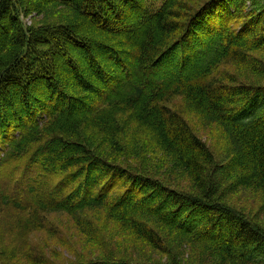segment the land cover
Segmentation results:
<instances>
[{
  "label": "trees",
  "instance_id": "trees-1",
  "mask_svg": "<svg viewBox=\"0 0 264 264\" xmlns=\"http://www.w3.org/2000/svg\"><path fill=\"white\" fill-rule=\"evenodd\" d=\"M52 6L71 16L28 22ZM258 52L264 0H0V204L31 217L22 230L67 211L88 237L87 211L102 210L166 256L111 250L73 264H183L169 235L218 264H264V224L231 206L241 189L264 193V84L232 71L264 76ZM175 96L218 126L227 162L167 104ZM129 128L149 134L190 185L150 174L124 140ZM16 252L0 243V264ZM23 258L49 264L43 253Z\"/></svg>",
  "mask_w": 264,
  "mask_h": 264
},
{
  "label": "rangeland",
  "instance_id": "rangeland-1",
  "mask_svg": "<svg viewBox=\"0 0 264 264\" xmlns=\"http://www.w3.org/2000/svg\"><path fill=\"white\" fill-rule=\"evenodd\" d=\"M71 12L70 8L52 6L44 14H33L27 20L28 22L34 21V19L39 22L46 19L52 21L53 19L70 17ZM257 56L264 63V53L258 52ZM166 71L172 70L167 68ZM232 71L237 73L240 79L246 83L264 84V76L253 73L246 66L232 65ZM167 104L184 115L196 134L212 149L220 163L227 162L226 140L217 125L205 126L197 114L186 108L180 96H175ZM140 130L138 133V131L134 132L132 128H129L124 140L131 141L135 151L144 152L146 158L143 164L150 168V174L154 175L155 178L164 180L166 178V182L174 188L189 186L191 180L186 171L174 162L170 155L156 149L154 140L150 135L146 134L143 129ZM133 161L136 160L133 159ZM263 202V192L241 189L235 193L234 205L231 206L263 226L264 212L260 208ZM229 203L231 204V195ZM86 216L89 223L95 227L96 235L88 237L79 231L73 216L63 210L53 211L42 216L41 228L22 230L20 224L18 225V220L24 219L31 222V217L27 213L9 211L0 204V243L5 245L9 251L17 250L16 255H18L19 260L15 261V264H25L26 260L23 256L26 252L45 254L49 257V264H73L77 261H87L103 256V253L111 250L119 253V255L129 252L132 255L142 253L147 256L151 252L158 257L157 259H166V256L150 250L142 241L127 238L110 222L104 211L88 210ZM169 238L174 250L181 255L183 264H218L219 259L212 256L208 251L203 249L204 253L197 255L189 244L182 243L172 235H169ZM135 243H138V247L143 245L144 250H139Z\"/></svg>",
  "mask_w": 264,
  "mask_h": 264
}]
</instances>
